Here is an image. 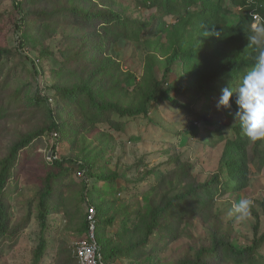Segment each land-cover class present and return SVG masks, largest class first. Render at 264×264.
I'll list each match as a JSON object with an SVG mask.
<instances>
[{
	"label": "trees",
	"instance_id": "16d2710c",
	"mask_svg": "<svg viewBox=\"0 0 264 264\" xmlns=\"http://www.w3.org/2000/svg\"><path fill=\"white\" fill-rule=\"evenodd\" d=\"M127 1L131 12L124 7ZM13 9L19 15L16 31L24 30L20 49L28 44L33 49L39 47V58H43L48 53L44 42L58 33L63 35L64 48L57 80L49 88L43 87L45 94L38 89L33 96L26 95L22 107L15 110L17 118L31 113L30 130L20 131L0 157V254L6 243L13 242L10 248L17 244L36 213L40 238L33 251V264L42 263L49 240L57 242L53 264H78L64 234H87V208L92 207L96 212L95 239L105 264L141 258L154 239L149 252L157 255L158 263V254L166 246L184 238L193 246L189 245L174 264H264V230L260 228L264 201L252 204L253 233L244 245L235 243L232 223L223 218L232 209L227 198L237 197L251 186V141L242 134L239 123L232 128L237 130L235 138L230 139L224 136L218 120L210 119L226 109L216 107L221 90L231 87L235 93L254 63L257 53L249 46L248 37L254 30L253 15L264 20V0H14ZM141 10H155V14L147 19L139 16ZM146 31L151 35L145 36ZM130 46L146 52L139 81L134 74L121 70L124 48ZM12 54L13 48L0 47V76ZM31 62L38 67L41 60ZM173 75L175 80H171ZM5 80L0 79V123L8 131L10 115L1 94ZM131 80L134 87L125 88L123 84ZM48 90L53 91L51 97ZM20 94H14L13 101ZM210 95L212 99L206 100ZM163 103L193 116L185 126L192 138L202 133L195 123L213 128L206 142L212 149L222 145L219 170L201 182L189 160L165 150L167 161L150 170L145 167L139 177L142 182L152 179L149 189L135 197L140 200L138 204L141 202L139 208H130L128 214H111L115 185L123 176L108 154L113 137L101 127L123 131L125 123L119 119H148L152 106ZM236 108L232 103V113ZM47 136L53 144L46 142ZM64 142L69 152L60 156ZM253 145L258 158L256 172L260 173L264 141ZM41 146L56 158L47 162L44 156L45 174L39 178L26 210L16 218L10 198L22 192L18 177L21 153ZM144 166L139 161L136 167ZM79 173L84 179L109 184V189L87 185L84 180L73 183L72 176ZM54 215L66 221L57 238L50 237ZM195 225L203 231L201 238L192 232ZM116 226L114 236L108 237L107 230ZM123 235L132 237L126 245L121 243ZM161 240L164 246L160 248Z\"/></svg>",
	"mask_w": 264,
	"mask_h": 264
},
{
	"label": "rangeland",
	"instance_id": "374dc122",
	"mask_svg": "<svg viewBox=\"0 0 264 264\" xmlns=\"http://www.w3.org/2000/svg\"><path fill=\"white\" fill-rule=\"evenodd\" d=\"M19 1V0H17ZM14 0H0V47L13 48L12 57L5 61L4 71L1 80L6 77V86L1 90V94L5 97L4 101L7 106V111L10 115V121L7 123L6 131L3 124L0 123V157L4 155L7 144L18 137L20 131L28 132L32 126V122L29 119L31 113L25 112L21 117H16L15 110L19 108V105L24 104L25 97L33 96L38 89L41 93L45 94L43 87L49 88L55 80L58 78V69L62 62L61 50L64 48V40L62 33H58L56 36L47 39L44 42L47 49V56L39 58V47L33 49L26 45L23 49L19 48L20 38L24 34L23 28L20 31H16L15 24L19 18V15L14 11ZM124 7L129 9V2H125ZM123 8V7H122ZM139 16L145 18H151L155 14V10L145 11L141 10ZM230 22L234 21L229 18ZM232 20V21H231ZM168 22H172L171 18L167 19ZM262 26V25H260ZM145 36H150V32L146 31ZM18 48V53H16ZM126 48V47H125ZM123 51V57L121 58V70L123 72H129L134 74L136 80L139 81L144 69L145 55L144 49L139 46H130ZM30 58V59H26ZM31 59H40V65L35 68L32 65ZM43 68L44 71L41 70ZM158 76L159 73H158ZM176 76L173 75L171 80H175ZM125 88L132 89L134 87V81H128L123 84ZM220 86V83L217 84ZM16 93H21L18 100H14L12 97ZM49 97L52 96L53 91L47 92ZM130 95H127L123 100H128ZM12 97V98H11ZM122 99V98H121ZM212 96L206 97V100H211ZM203 102L204 99H203ZM53 104V103H52ZM19 116V114H18ZM194 119L193 116L186 115L181 110L172 107L169 103L156 104L150 109L148 119L136 118V119H119L125 123V129L123 131H112L107 129L106 126H102L101 130L107 131L113 142L111 149L109 150V156L112 158V165L116 166V170L123 177L116 182V201L114 202V209L110 212H119L128 214L130 208H136L140 206L138 198L144 192H146L152 179L147 182L139 181V177L144 174V171L150 170L157 166H162L167 161V156L163 153L165 150L169 152H178L184 160H189L193 166V174L199 181H204L209 175L215 174L219 170V159L222 153V145H218L212 149L207 145V134L213 130L203 123H195L202 132L198 137L192 138L186 133L185 126L187 121ZM211 120H218L220 126L223 128L221 131L227 138L233 139L236 136L237 130L232 129L239 122L235 121L232 115L231 109H222L218 115L214 114L210 118ZM100 131V129H99ZM102 132V131H100ZM46 142L53 144L54 140L47 136ZM88 143V140H87ZM67 143L64 142L62 146V153L60 156L66 155L69 151ZM264 150V145L260 147ZM46 146L39 147L36 151H30L28 149L23 151L18 163V177L21 188V195L19 193L12 194L11 202L14 206L13 215L16 218H20L23 214L22 211L26 210L28 203L32 200L35 187L40 184L39 178L45 174V161L44 156L47 159L49 152H46ZM248 156L250 160V176L251 186L241 191L237 197H229L227 201L232 202V206L238 202L241 198H249L254 202L255 200L264 201V166L260 173L256 172V166L258 158L254 155V145L251 141L248 146ZM139 161H143L146 166L141 169H137ZM48 162V161H47ZM146 167V169H144ZM81 174V173H80ZM72 182L78 184L82 180L87 182V185H97L104 191L109 189V184L96 182V180L84 179L83 175L72 176ZM71 182V183H72ZM135 197H138L135 199ZM135 200H134V199ZM223 200V199H221ZM224 201V200H223ZM35 207V203L33 202ZM86 210V206H84ZM229 212H225L223 218L226 222L232 223V232L235 243L244 245L248 239L252 237L253 218L249 216L243 220L238 221L234 216H229ZM120 219V218H119ZM66 221L62 216L54 215L51 217L49 229H52V235L50 237L57 238L60 231L65 226ZM113 229L107 230V236H114ZM260 228L264 230V216L260 211ZM194 235L201 238L203 231L199 225H195L192 229ZM113 233V235H112ZM82 236V235H81ZM74 232H68L64 234L67 238V245L72 249L73 242L81 237ZM201 236V237H200ZM40 238V226L36 218V213L31 218V223L23 231L18 238L17 244L10 248V244L6 243L3 246V253L0 254V264H33V251L37 247ZM131 235H123L121 243L126 245L131 239ZM156 243L154 239L153 243L148 246L145 251V255L141 258L136 257L133 260H117L113 264H174L176 259L181 255H184L189 249V245H193L189 239L184 238L176 243H172L166 246L164 250L158 254V260L156 263V256L151 254V251ZM57 246L56 240H49V246L46 256L43 258L41 264H53L55 249ZM164 246V242L161 240L158 247ZM159 248V249H160ZM264 254V247L261 249Z\"/></svg>",
	"mask_w": 264,
	"mask_h": 264
},
{
	"label": "clouds",
	"instance_id": "9594fccd",
	"mask_svg": "<svg viewBox=\"0 0 264 264\" xmlns=\"http://www.w3.org/2000/svg\"><path fill=\"white\" fill-rule=\"evenodd\" d=\"M253 24L254 30L248 41L249 46L254 47L257 53L254 63L241 78L235 93L231 87L221 90L216 107L217 110L231 109L234 103L237 106L232 113L234 120L239 122L242 134L256 142L264 141V26H260L263 23L255 21ZM252 204L251 199L241 198L232 206L229 216H234L238 221L245 220L250 214Z\"/></svg>",
	"mask_w": 264,
	"mask_h": 264
},
{
	"label": "built area",
	"instance_id": "2783aa9c",
	"mask_svg": "<svg viewBox=\"0 0 264 264\" xmlns=\"http://www.w3.org/2000/svg\"><path fill=\"white\" fill-rule=\"evenodd\" d=\"M253 19L255 23L264 24V20L258 14L253 15ZM253 26L256 25L253 24ZM49 153L50 154L47 156V161L51 162L56 158V156H53L51 152ZM79 175L81 174L79 173ZM95 214L96 212L94 208H87V222L89 225V231L87 234L77 238L72 244L73 255L78 264H105L101 254V249L95 239Z\"/></svg>",
	"mask_w": 264,
	"mask_h": 264
}]
</instances>
